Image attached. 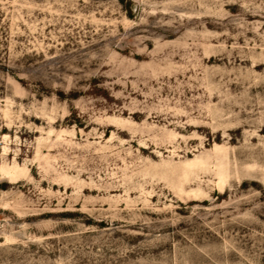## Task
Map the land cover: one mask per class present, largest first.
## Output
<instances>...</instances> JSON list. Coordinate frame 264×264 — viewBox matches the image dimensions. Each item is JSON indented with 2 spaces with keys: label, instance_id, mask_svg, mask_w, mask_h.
I'll return each mask as SVG.
<instances>
[{
  "label": "rangeland",
  "instance_id": "1",
  "mask_svg": "<svg viewBox=\"0 0 264 264\" xmlns=\"http://www.w3.org/2000/svg\"><path fill=\"white\" fill-rule=\"evenodd\" d=\"M0 264H264V0H0Z\"/></svg>",
  "mask_w": 264,
  "mask_h": 264
}]
</instances>
